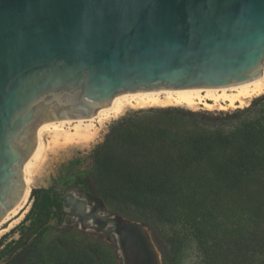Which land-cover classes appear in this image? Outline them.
<instances>
[{
  "label": "water",
  "instance_id": "1",
  "mask_svg": "<svg viewBox=\"0 0 264 264\" xmlns=\"http://www.w3.org/2000/svg\"><path fill=\"white\" fill-rule=\"evenodd\" d=\"M263 65L264 0H0V222L40 123L116 94L234 91Z\"/></svg>",
  "mask_w": 264,
  "mask_h": 264
},
{
  "label": "trees",
  "instance_id": "2",
  "mask_svg": "<svg viewBox=\"0 0 264 264\" xmlns=\"http://www.w3.org/2000/svg\"><path fill=\"white\" fill-rule=\"evenodd\" d=\"M115 125L117 148L109 150L108 135L90 154L89 197L147 226L163 264H180L182 251L168 258L157 237L153 220H165L166 210L202 264H264V94L232 113L156 108ZM55 209L62 201L52 189L33 195L25 217L31 238L3 264H94L79 250L46 242L44 224Z\"/></svg>",
  "mask_w": 264,
  "mask_h": 264
},
{
  "label": "rangeland",
  "instance_id": "3",
  "mask_svg": "<svg viewBox=\"0 0 264 264\" xmlns=\"http://www.w3.org/2000/svg\"><path fill=\"white\" fill-rule=\"evenodd\" d=\"M262 94L264 92L260 95ZM258 96L246 100L244 106L235 108L212 103H209L211 104L209 108L197 105L192 109L173 105L126 107L119 116L102 124H95L90 129H78L75 128V124H71L64 127L65 132H45L41 137L43 152L31 167L28 176V197L22 207L0 225V264H3L22 244L29 242L32 229L25 230L30 225V221L25 220V217L32 209L33 195L49 189H52L62 201V210L52 211L44 224V228L47 229L44 238L56 249L63 251L69 247L79 250L80 254L91 257L94 264H153L155 261L140 244V239L146 242L149 238L159 263L163 264L160 251L152 240L147 226L138 221L133 222L108 208L102 201L87 195L84 189V176L92 168L90 158L92 150L108 135L109 150L117 148L115 122L121 117L133 116L138 111L177 108L216 115L244 109ZM221 106L225 108L220 109ZM112 131L114 132L111 133ZM169 214L170 210H166L165 220L157 218L153 220L157 237L162 239L166 256L172 257L175 250L182 245L180 264H202L195 243L184 236L186 231L180 220L176 215L170 218Z\"/></svg>",
  "mask_w": 264,
  "mask_h": 264
},
{
  "label": "bare ground",
  "instance_id": "4",
  "mask_svg": "<svg viewBox=\"0 0 264 264\" xmlns=\"http://www.w3.org/2000/svg\"><path fill=\"white\" fill-rule=\"evenodd\" d=\"M263 92H264V65H263V74L261 77L256 79L255 83H252L250 85H247L245 87L239 88L234 91H162L155 97L116 94L109 106L105 107L101 113L96 112L91 117L77 118V119H62L58 121L40 123L36 129V137H37L36 148L33 151L30 158L23 165V176L26 185V191L24 197L22 201L19 203V205L16 206L5 216L3 221L0 222V225L3 222H5L7 219H9L11 215L15 214L22 207L23 203L26 201L28 197L29 194V190L27 187L28 176L31 167L40 158L41 153L43 152L44 147L41 142V137L45 132H50V131L55 133L63 132L65 129L64 127L71 124H75V128L78 129L79 128L90 129L95 124H102L111 118H115L119 116L126 107L145 108V107H164L167 105H173V106L192 109L197 105H203L204 107L209 108L211 106V104L209 103H212L214 105L226 104L227 107L229 108L242 107L245 105L246 100L258 96ZM224 108L225 107L223 106L220 107V109H224ZM140 244L142 245V248L148 252L150 258H152L156 264H160L157 253L153 248L151 240L148 238L146 239L145 242L144 239H140Z\"/></svg>",
  "mask_w": 264,
  "mask_h": 264
}]
</instances>
